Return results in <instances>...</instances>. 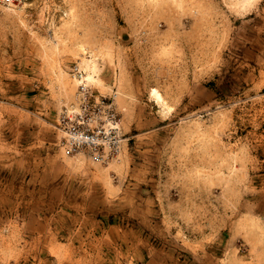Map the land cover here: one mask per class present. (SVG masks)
Returning a JSON list of instances; mask_svg holds the SVG:
<instances>
[{"label": "rangeland", "instance_id": "374dc122", "mask_svg": "<svg viewBox=\"0 0 264 264\" xmlns=\"http://www.w3.org/2000/svg\"><path fill=\"white\" fill-rule=\"evenodd\" d=\"M0 264H264V0L0 5Z\"/></svg>", "mask_w": 264, "mask_h": 264}, {"label": "built area", "instance_id": "2783aa9c", "mask_svg": "<svg viewBox=\"0 0 264 264\" xmlns=\"http://www.w3.org/2000/svg\"><path fill=\"white\" fill-rule=\"evenodd\" d=\"M24 0H0V5L19 4ZM71 120V118L69 119ZM68 142L72 151L88 149L95 159L103 158V146L109 145L110 149H119L120 140L114 128L89 129L78 122H70L67 125Z\"/></svg>", "mask_w": 264, "mask_h": 264}, {"label": "bare ground", "instance_id": "6f19581e", "mask_svg": "<svg viewBox=\"0 0 264 264\" xmlns=\"http://www.w3.org/2000/svg\"><path fill=\"white\" fill-rule=\"evenodd\" d=\"M243 1H245V0H243ZM93 59L85 58L81 61V65L87 70L86 71L87 72V79H89V80H95L96 79L95 74H97L96 73V63Z\"/></svg>", "mask_w": 264, "mask_h": 264}]
</instances>
